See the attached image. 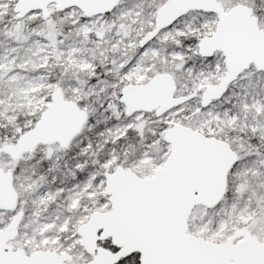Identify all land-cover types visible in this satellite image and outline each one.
<instances>
[{"label": "snow or ice", "instance_id": "obj_1", "mask_svg": "<svg viewBox=\"0 0 264 264\" xmlns=\"http://www.w3.org/2000/svg\"><path fill=\"white\" fill-rule=\"evenodd\" d=\"M0 264H264V0H0Z\"/></svg>", "mask_w": 264, "mask_h": 264}]
</instances>
